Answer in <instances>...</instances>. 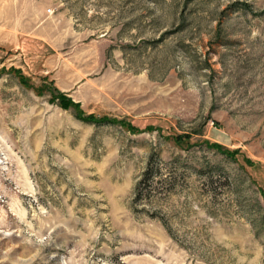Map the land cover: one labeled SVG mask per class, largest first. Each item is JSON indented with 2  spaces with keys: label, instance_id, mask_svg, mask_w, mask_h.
<instances>
[{
  "label": "rangeland",
  "instance_id": "1",
  "mask_svg": "<svg viewBox=\"0 0 264 264\" xmlns=\"http://www.w3.org/2000/svg\"><path fill=\"white\" fill-rule=\"evenodd\" d=\"M260 188L264 0H0V264H264Z\"/></svg>",
  "mask_w": 264,
  "mask_h": 264
},
{
  "label": "trees",
  "instance_id": "2",
  "mask_svg": "<svg viewBox=\"0 0 264 264\" xmlns=\"http://www.w3.org/2000/svg\"><path fill=\"white\" fill-rule=\"evenodd\" d=\"M12 73L15 74L16 77L19 78V81L21 83L22 86L24 87H28V88H33V86L30 85V81L27 77H25L22 73L21 70L18 69H11ZM55 92V96L53 97V101L58 100L60 106L65 109V110H70L73 109L76 113V116L86 122H90V123H96V124H102V123H112L111 120L109 119H99L96 118L94 116H85V114L83 113V111L80 109L79 104L75 103L71 98H69L67 95L59 92L58 90L54 89ZM41 91V88H38V92ZM123 126L125 128H127L129 131L132 132H139L140 130L135 127L134 125L128 123V122H124ZM152 129V128H150ZM175 142L178 144H189V140H190V136H177L174 137ZM206 144L209 148L212 149H216L219 152H222L223 154H226L227 157L232 158V159H237V155L239 154V150H235V151H230V150H224L223 147L220 144H216V143H210L209 141H206ZM246 163L250 166H253L254 163L251 162V160H249L247 158ZM260 192L262 194V196L264 197V188H260Z\"/></svg>",
  "mask_w": 264,
  "mask_h": 264
}]
</instances>
